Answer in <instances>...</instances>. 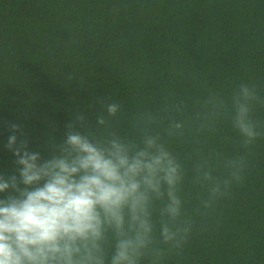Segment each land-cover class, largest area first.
I'll use <instances>...</instances> for the list:
<instances>
[{
	"label": "trees",
	"instance_id": "trees-1",
	"mask_svg": "<svg viewBox=\"0 0 264 264\" xmlns=\"http://www.w3.org/2000/svg\"><path fill=\"white\" fill-rule=\"evenodd\" d=\"M240 83L264 99V0H0V174L15 171L12 124L17 143L48 159L68 123L95 125L100 101L114 100L121 136L158 135L181 165L192 232L159 264H264V103L251 105L261 135L246 148L232 123ZM165 203L152 205L154 247Z\"/></svg>",
	"mask_w": 264,
	"mask_h": 264
},
{
	"label": "clouds",
	"instance_id": "clouds-1",
	"mask_svg": "<svg viewBox=\"0 0 264 264\" xmlns=\"http://www.w3.org/2000/svg\"><path fill=\"white\" fill-rule=\"evenodd\" d=\"M253 102L264 103L257 85L240 83L232 123L246 148L261 135L250 117ZM100 103L105 111L95 125L77 115L63 141L53 138L48 159L29 151L25 139L17 143L20 126H10L5 147L16 159L11 175L0 174V264H141L149 256L159 264L187 242L192 225L180 219L181 165L158 135L146 133L140 143L121 136L112 121L122 108L114 100ZM171 127L169 135L181 134L179 122ZM203 178L210 180V173ZM227 184L210 189L204 208L227 194ZM165 199L159 227L164 247H154L152 205Z\"/></svg>",
	"mask_w": 264,
	"mask_h": 264
}]
</instances>
